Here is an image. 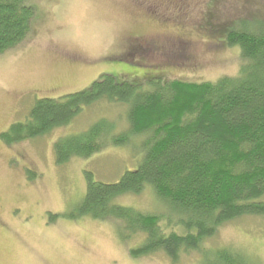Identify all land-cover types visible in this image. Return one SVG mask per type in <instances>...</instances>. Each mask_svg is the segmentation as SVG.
<instances>
[{"label":"rangeland","instance_id":"rangeland-1","mask_svg":"<svg viewBox=\"0 0 264 264\" xmlns=\"http://www.w3.org/2000/svg\"><path fill=\"white\" fill-rule=\"evenodd\" d=\"M31 1L36 17L29 37L0 54V136L11 124L24 121L37 99L82 90L102 74L142 88H150L153 78L201 82L236 75L239 49L207 39L208 23L246 15L247 24L259 25L264 17V0ZM169 29L174 32L167 33ZM177 30L193 36L180 39ZM137 32L163 34L129 38ZM133 61H142L145 68ZM126 110L125 105L100 101L43 136L10 145L0 137V264H201L199 252L183 253L175 263L160 251L132 257L129 250L144 235L125 238L117 223L65 215L86 192V172L94 181L113 183L136 169L143 138L124 146L108 143L88 158L73 157L63 165L56 164L54 143L101 118L112 120L115 131L125 129ZM116 202L170 213L150 187L121 195ZM204 245L229 247L264 264V218L227 222Z\"/></svg>","mask_w":264,"mask_h":264},{"label":"trees","instance_id":"trees-1","mask_svg":"<svg viewBox=\"0 0 264 264\" xmlns=\"http://www.w3.org/2000/svg\"><path fill=\"white\" fill-rule=\"evenodd\" d=\"M245 16L225 23L211 20L205 28L216 46L239 49L236 75L201 82L153 78L150 88H142L102 74L82 90L37 99L24 121L1 134L2 141L10 145L48 134L100 101L125 105L127 128L115 131L112 120L101 118L54 143L56 164L63 165L73 157L88 158L108 143L124 146L143 138L136 169L113 183L94 181L86 172V192L65 215L117 223L125 238L144 235L129 250L132 257L160 251L175 263L183 253L199 252L201 264H259L229 247L204 245L227 222L264 218V17L251 25ZM35 17L31 0H0V54L29 37ZM141 62L132 63L145 68ZM147 187L169 215L116 202ZM175 225L177 230L165 229Z\"/></svg>","mask_w":264,"mask_h":264},{"label":"flooded vegetation","instance_id":"flooded-vegetation-1","mask_svg":"<svg viewBox=\"0 0 264 264\" xmlns=\"http://www.w3.org/2000/svg\"><path fill=\"white\" fill-rule=\"evenodd\" d=\"M164 1H167V0H164ZM168 2V1H167ZM176 4V3H175ZM165 31V30H164ZM167 33H173L174 31L169 29L166 31ZM144 34H149V35H162L163 33L162 32H159L157 34H151V33H148V32H137V33H132V34H129V38H131L132 40H141L144 36ZM189 34L191 33H186L185 31H178L176 32L175 36L177 37H183V36H188ZM146 38V37H145Z\"/></svg>","mask_w":264,"mask_h":264}]
</instances>
